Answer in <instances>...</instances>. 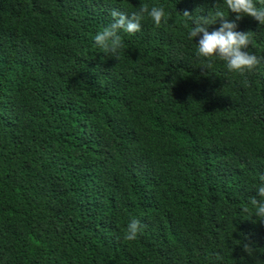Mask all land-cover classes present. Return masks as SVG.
<instances>
[{
  "label": "trees",
  "instance_id": "obj_1",
  "mask_svg": "<svg viewBox=\"0 0 264 264\" xmlns=\"http://www.w3.org/2000/svg\"><path fill=\"white\" fill-rule=\"evenodd\" d=\"M218 2L0 0V264L264 261L250 203L264 176V26L224 6L261 63L207 68L181 15ZM141 3L167 23L121 31L118 60L95 45L111 9ZM132 219L141 231L126 241Z\"/></svg>",
  "mask_w": 264,
  "mask_h": 264
},
{
  "label": "clouds",
  "instance_id": "obj_2",
  "mask_svg": "<svg viewBox=\"0 0 264 264\" xmlns=\"http://www.w3.org/2000/svg\"><path fill=\"white\" fill-rule=\"evenodd\" d=\"M224 6L228 11L236 14L235 19L238 21L247 16L258 21L260 26H264V7H257L254 0H219L213 7L215 11L211 15H201L193 20V15L187 11L181 15L187 23L192 21V28L189 32V38L199 37L196 55L198 58H204L206 67L211 68L215 59L225 62L229 72L243 74L251 72L260 63L261 59L257 55L249 52L247 49L251 44L252 32L237 31V24L229 22L224 12L221 10ZM111 22L102 31H99L95 37V45L105 53H110L112 57L119 59V50L124 47L121 31L127 34H135L141 30V21L147 16L155 26L159 27L162 23H167L168 13L165 12L162 5L149 6L141 3L137 11L125 13L119 9L113 8L109 13ZM220 21V27L209 32V26ZM203 69V68H202ZM205 70V69H204ZM256 197L250 198V203L255 206V218L264 222V176L260 177V183L256 186ZM248 211L247 208L244 209ZM141 231V223L138 219H132L124 232L123 238L126 241H135ZM241 242L243 251L248 256L257 252L256 247L251 243L248 237ZM256 264H264L256 256Z\"/></svg>",
  "mask_w": 264,
  "mask_h": 264
}]
</instances>
